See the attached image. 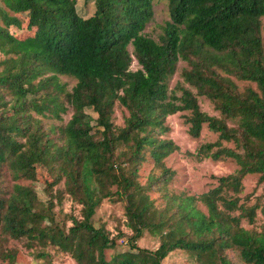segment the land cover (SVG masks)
I'll return each instance as SVG.
<instances>
[{"label":"trees","instance_id":"trees-1","mask_svg":"<svg viewBox=\"0 0 264 264\" xmlns=\"http://www.w3.org/2000/svg\"><path fill=\"white\" fill-rule=\"evenodd\" d=\"M153 1L93 0V13L81 17L76 0H0V264L23 257L2 247L10 240L36 258L54 247L76 264H166L176 248L199 264H264V224L255 225L264 214V193L256 194L264 183V0H167L155 38L142 32ZM20 13L33 31L22 39L10 32ZM179 61L181 78L169 88ZM60 75L74 79L70 89ZM201 96L218 115L200 109ZM116 103L127 110L122 124L111 119ZM69 109L61 124L43 119ZM177 111H186L192 137L204 124L217 134L189 155L237 165L199 194L168 187L175 172L165 158L179 147L161 134ZM146 160L153 165L141 182ZM36 167L49 177L45 200L22 182L40 181ZM251 174L256 183L244 193ZM64 193L79 216H56L53 197ZM104 199L124 204L128 249L114 250L121 230L111 235L93 221ZM144 229L158 236L156 248L135 243Z\"/></svg>","mask_w":264,"mask_h":264},{"label":"rangeland","instance_id":"rangeland-1","mask_svg":"<svg viewBox=\"0 0 264 264\" xmlns=\"http://www.w3.org/2000/svg\"><path fill=\"white\" fill-rule=\"evenodd\" d=\"M76 11L81 17H87L91 15L94 11L93 0H76ZM20 24L14 26L10 29V32L18 38H25L26 36L33 35L32 29L26 27V21L24 14L20 13ZM169 18L167 9V0H154L152 6V15L149 20L145 23V27L142 30L143 33L149 35L153 38L156 37L157 33L160 31L161 26L165 23V20ZM184 61H179L177 63L175 71L168 77L167 83L168 87L172 88L177 80H180L179 70L182 65H185ZM138 64L133 57L129 68L135 69ZM60 80L65 83L67 89L74 84V79L66 75H60ZM186 84V83H185ZM239 86L242 83L238 81ZM187 85V84H186ZM198 102L200 109L209 115H218V112L214 109L212 103L205 96L198 97ZM88 111L93 115H96L91 109ZM186 111H177L173 114H169L165 117L164 123L167 125L168 129L161 134L165 139L172 140L178 147V150H174L165 158L166 166L174 170L173 178L168 182V187L176 193L184 194H199L206 191L210 187L216 184V177L218 175L226 174L232 171L237 165L230 159L225 158L223 160H212L210 158H205L201 161L196 160L192 155L188 153H193L196 147L204 142L214 141L216 139V133L212 132L206 124L202 126L200 134L198 137H192L188 133V123L184 121V115ZM70 115V109L66 112H62L61 119L54 117H43L46 124L57 123L61 124L65 122ZM127 115V110L116 103L113 107V112L111 119L115 124H122L123 117ZM233 123L230 121V124ZM153 163L151 160H146L142 163L139 173V180L143 182L146 179L147 174L151 170ZM36 176L41 181L31 182L28 179L22 181L23 183H31L39 197L43 200L47 199V194L44 190L45 178L49 177L41 173V169L36 167ZM5 181L7 184L10 182L7 176H5ZM244 183V193L251 191L252 187L256 183L255 175H247L243 181ZM56 189H62V182L55 185L53 192L57 193ZM264 193V183L258 186V193ZM158 193H153V196H157ZM54 211L56 216L60 219L66 213H72L79 216V205H77L67 194H61L60 199L53 197ZM198 205L204 209L205 207L198 202ZM93 221L96 225L103 224L106 229H108L111 235H117L118 231L121 230L124 235L118 238V246L114 250H125L128 249L127 235L131 233V230L126 225V216L124 214V204L121 201H112L110 199L102 200L99 205L95 208L93 215ZM67 225L70 221L67 220ZM241 224L245 227H251L252 225L246 220H242ZM264 224V214L258 211L255 218V225ZM135 243L140 247H146L154 249L158 245V236L152 234L147 229H144L141 237H139ZM15 246L22 253V258L17 260L14 264H76L75 260L68 253H63L58 251L54 247H46L42 249L47 253L44 257H34L28 250H26L19 241L10 240L9 242H4L2 247ZM114 250H106L107 256H109ZM166 264H199V262H194L187 251L176 248L169 252L168 256L163 259ZM2 264H9L7 262H2Z\"/></svg>","mask_w":264,"mask_h":264}]
</instances>
